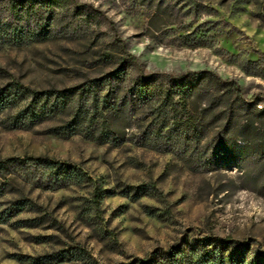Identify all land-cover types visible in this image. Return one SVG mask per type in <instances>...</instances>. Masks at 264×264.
<instances>
[{
	"label": "rangeland",
	"instance_id": "obj_1",
	"mask_svg": "<svg viewBox=\"0 0 264 264\" xmlns=\"http://www.w3.org/2000/svg\"><path fill=\"white\" fill-rule=\"evenodd\" d=\"M75 1L93 7L96 19L58 9L50 38L2 46L0 86L80 87L128 59L126 75L111 79L101 94L112 87L119 98L140 73L210 68L235 80L247 99H264V76L244 67L246 60L264 59V0ZM213 99L196 94L188 108L204 120L217 117L224 103L206 110ZM75 105L29 128L5 121L17 107L0 113V160L48 157L87 175L56 187L38 179L33 166L11 165L0 174V212L10 213L0 219V264L49 255L58 259L48 264H124L206 236L264 249V156L243 153L238 161L221 151L204 161L194 145H148L139 135L154 116L149 104L109 116L117 142L49 131L70 119ZM262 130L248 131L246 141L238 136L235 150L258 142Z\"/></svg>",
	"mask_w": 264,
	"mask_h": 264
},
{
	"label": "trees",
	"instance_id": "obj_2",
	"mask_svg": "<svg viewBox=\"0 0 264 264\" xmlns=\"http://www.w3.org/2000/svg\"><path fill=\"white\" fill-rule=\"evenodd\" d=\"M58 9H71L75 16L81 13L88 19H96L93 7L75 0H0V48L6 44L21 45L50 38L53 35L52 22ZM188 36L183 35L187 37L185 43H190ZM128 62L125 59L117 68L80 87L36 89L21 81H11L0 86V113L17 107L13 114L7 115L5 121L12 127L29 128L64 112L75 101L72 117L63 124L51 127L49 131L65 137L80 132L102 142H117L120 136L111 127L109 116L121 111L124 106L131 112L136 107L149 104L153 107L151 114L154 116L139 135L148 145H194V152L198 151V156L204 161L221 151L232 153L238 161L243 153L246 156H264V105L259 106L263 98L247 99L235 80L222 78L210 68L178 74L164 71L140 73L119 98L112 87L101 94L99 89L112 83L111 79H121L126 75ZM244 67L264 76L263 57L246 60ZM202 93L214 96L206 110H213L224 103L216 111L217 117L204 120L203 116L198 117L188 108L189 99ZM213 121L218 123L219 129L204 147H200ZM255 128H263L260 131L261 139L252 146L235 150L238 146L236 138L240 136L246 141V133ZM11 165L36 167L41 173L38 179L45 177L46 185L56 187L87 176L73 164L48 157H10L0 160V174L9 171ZM21 205L20 202V205L15 206L16 209H20ZM5 212H0L1 220L8 219L10 213ZM53 256H46L47 259L38 256L29 264H48V259H58ZM124 264H264V249L253 251L250 244L238 243L231 238L193 237L167 248H156L145 257H135Z\"/></svg>",
	"mask_w": 264,
	"mask_h": 264
}]
</instances>
